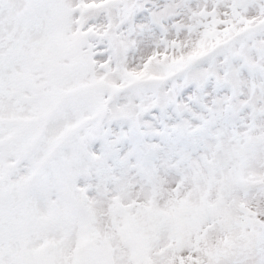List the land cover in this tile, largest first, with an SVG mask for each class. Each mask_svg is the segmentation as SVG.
<instances>
[{
	"label": "snow or ice",
	"instance_id": "1",
	"mask_svg": "<svg viewBox=\"0 0 264 264\" xmlns=\"http://www.w3.org/2000/svg\"><path fill=\"white\" fill-rule=\"evenodd\" d=\"M0 264H264V0H0Z\"/></svg>",
	"mask_w": 264,
	"mask_h": 264
}]
</instances>
